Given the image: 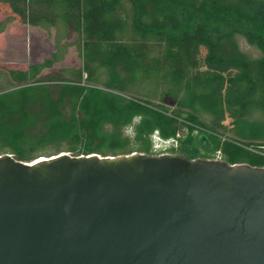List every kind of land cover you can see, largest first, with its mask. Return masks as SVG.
Listing matches in <instances>:
<instances>
[{"label":"trees","instance_id":"obj_1","mask_svg":"<svg viewBox=\"0 0 264 264\" xmlns=\"http://www.w3.org/2000/svg\"><path fill=\"white\" fill-rule=\"evenodd\" d=\"M12 11L32 27L62 23L82 66L38 77L55 51L12 72L24 83L0 91V154L163 156L156 133L177 139L169 155L264 167V0H0V13ZM238 36L259 55L241 50ZM224 74L233 82L223 92ZM143 86L146 98L130 94ZM222 105L232 110L228 134Z\"/></svg>","mask_w":264,"mask_h":264},{"label":"water","instance_id":"obj_2","mask_svg":"<svg viewBox=\"0 0 264 264\" xmlns=\"http://www.w3.org/2000/svg\"><path fill=\"white\" fill-rule=\"evenodd\" d=\"M0 154V264H264V167Z\"/></svg>","mask_w":264,"mask_h":264},{"label":"rangeland","instance_id":"obj_3","mask_svg":"<svg viewBox=\"0 0 264 264\" xmlns=\"http://www.w3.org/2000/svg\"><path fill=\"white\" fill-rule=\"evenodd\" d=\"M6 16H13L16 20L8 21ZM0 22H3L0 27V91L24 83L11 75L13 71H27L31 66L51 58L55 51L58 53L57 61L53 66L43 69L38 77H53L59 80L62 77H70V71L82 66V56L73 44L74 35L66 33L62 23L59 22L56 28L49 25L42 28L32 27L21 22L18 13L13 11L0 13ZM237 40L241 50L253 57L259 55V51L248 45L241 36H238ZM204 52L201 50L197 56L198 71L202 73L206 69L203 63ZM222 80L224 92L232 84L233 75L224 74ZM144 90L145 86L139 88L138 93L132 90L130 94L144 99L146 98L143 94ZM151 100L160 102L158 98ZM161 103L173 105V101L167 97ZM201 118L206 123H210L208 116L203 115ZM221 119L220 128L227 134L230 133L233 129L232 110L224 105H222ZM126 133L131 134L130 129L126 130ZM162 155L169 154L163 151ZM45 156L42 155L40 158Z\"/></svg>","mask_w":264,"mask_h":264},{"label":"built area","instance_id":"obj_4","mask_svg":"<svg viewBox=\"0 0 264 264\" xmlns=\"http://www.w3.org/2000/svg\"><path fill=\"white\" fill-rule=\"evenodd\" d=\"M179 134L177 135V137ZM170 146H177V139L170 138V139H162L156 133H154V141H153V150L156 152H163L167 150Z\"/></svg>","mask_w":264,"mask_h":264},{"label":"crops","instance_id":"obj_5","mask_svg":"<svg viewBox=\"0 0 264 264\" xmlns=\"http://www.w3.org/2000/svg\"><path fill=\"white\" fill-rule=\"evenodd\" d=\"M3 13V12H2ZM6 20H10V21H12V20H16L13 16H6ZM3 25V22H0V27Z\"/></svg>","mask_w":264,"mask_h":264},{"label":"clouds","instance_id":"obj_6","mask_svg":"<svg viewBox=\"0 0 264 264\" xmlns=\"http://www.w3.org/2000/svg\"><path fill=\"white\" fill-rule=\"evenodd\" d=\"M152 140L154 141V134L152 135Z\"/></svg>","mask_w":264,"mask_h":264},{"label":"bare ground","instance_id":"obj_7","mask_svg":"<svg viewBox=\"0 0 264 264\" xmlns=\"http://www.w3.org/2000/svg\"><path fill=\"white\" fill-rule=\"evenodd\" d=\"M40 159H45V158L43 157V158H40Z\"/></svg>","mask_w":264,"mask_h":264}]
</instances>
